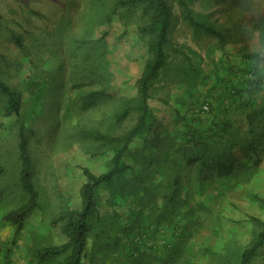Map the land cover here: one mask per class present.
I'll return each mask as SVG.
<instances>
[{
	"label": "rangeland",
	"instance_id": "rangeland-1",
	"mask_svg": "<svg viewBox=\"0 0 264 264\" xmlns=\"http://www.w3.org/2000/svg\"><path fill=\"white\" fill-rule=\"evenodd\" d=\"M169 1L175 17L166 50L167 60L173 63H167L168 71L160 70L150 93L155 115L171 130L183 125L171 113L173 108L186 109L207 96L208 84L194 82L190 75H208L207 49L216 38L196 35L179 16L177 0ZM245 1L191 0V6L210 13L220 23H234L239 15L250 26L252 20H258L257 13L264 17V0H248L250 8ZM149 17L143 5L130 7L120 0H0V79L18 96L17 112H8V97L0 92V264L12 228L6 215L26 200L18 183L20 126L26 133L39 206L25 219L10 264H36V248L67 240L65 215L81 204V167L101 172L111 166L116 145L94 141L84 133L98 130L121 135L137 122V111L121 124L115 117L127 104L137 102L136 82L150 55L148 37L140 36L138 27L148 23ZM259 30L248 33V43L264 53ZM91 39L95 42L87 48L84 42ZM179 47L188 52L194 69L189 70L188 62L177 53ZM221 51L217 46L210 55L219 56ZM196 53L203 57L199 66ZM183 69L189 73L186 77ZM256 103L264 109V91L256 96ZM139 138L141 142L143 138ZM259 157L249 177L224 175L209 185L195 214L197 226L177 240L187 264H235L240 251L253 241L259 227L246 222L244 215L250 213L264 221V203L253 198L264 199V150ZM104 187L103 183L99 188ZM115 195L111 188L100 192L101 211H112L110 200ZM113 222L116 226L109 230V241L119 229L124 241V227V232L129 231L136 221L116 206ZM104 246L98 242L91 251L97 262L114 259L111 249ZM144 254L139 264H152L144 259L146 251ZM261 256L252 264H261ZM124 257L119 260L123 262ZM120 261L105 264H122Z\"/></svg>",
	"mask_w": 264,
	"mask_h": 264
},
{
	"label": "trees",
	"instance_id": "trees-1",
	"mask_svg": "<svg viewBox=\"0 0 264 264\" xmlns=\"http://www.w3.org/2000/svg\"><path fill=\"white\" fill-rule=\"evenodd\" d=\"M120 2L130 7L143 5L150 15L148 23L138 27L140 36L148 37L150 55L136 82L137 102L127 104L115 117L116 123L121 124L131 112L137 111V122L121 135L98 130L84 133L94 141L116 145L110 159L111 166L101 172L81 167L84 177L80 189L81 204L79 209L65 215L67 240L36 248V264H105L107 260L120 261L119 258L124 256L120 263L139 264L145 251L147 257L144 259L151 260L152 264H187L178 250L181 242L178 244L177 240L197 226L195 214L200 210L209 185L224 175L249 177L257 168L260 152L264 150V109L256 103V96L264 91V53L262 49L251 48L248 43L251 39L248 33L256 34L257 29L264 39L263 14L257 13L258 20H252L250 26V22L246 23L239 15L234 23H220L210 13L194 10L191 0H177L179 16L196 35L202 33L216 38V43L208 47L207 56H212L210 53L217 46L222 51L221 55L209 58L208 75L201 72H194V78L190 75L194 82L203 80L208 84L207 96L203 102H191L186 109L173 108L170 112L183 125H174L169 130L151 107L150 90L160 70L166 68L168 71L167 63H173L167 60L166 50L175 17L172 4L169 0ZM245 2L252 7L251 1ZM92 42L95 40L84 43L88 48ZM177 53L188 62L189 70L194 69L187 51L179 47ZM196 56L199 57L196 62L199 66L203 57L198 53ZM183 71L182 75L186 77L189 73ZM0 92L8 97L7 111L17 112L18 96L2 79ZM161 131L164 134L161 135ZM168 132L171 135L166 134ZM18 136V183L26 200L6 215L12 228L3 248L2 264H10L24 221L39 206L23 125ZM139 137L143 138L141 142ZM151 137H155L154 140ZM2 174L0 165V178ZM103 183L105 187L100 189ZM187 185L189 190H185ZM107 188L116 194L110 200L112 211L108 214L101 211L100 204V192ZM253 198L264 203L258 195ZM116 206L136 221L129 231L124 232V227V241L120 229L109 241V230L116 226L113 222ZM244 220L258 225L259 230L253 241L240 251L235 264H252L263 255L264 221L250 213H245ZM98 242L111 249L114 259L97 262L95 252L91 251ZM174 246L177 247L172 250ZM260 261L264 264V255Z\"/></svg>",
	"mask_w": 264,
	"mask_h": 264
},
{
	"label": "crops",
	"instance_id": "crops-1",
	"mask_svg": "<svg viewBox=\"0 0 264 264\" xmlns=\"http://www.w3.org/2000/svg\"><path fill=\"white\" fill-rule=\"evenodd\" d=\"M208 58V59H207ZM209 58H212V56H210V57H206V60H211V59H209Z\"/></svg>",
	"mask_w": 264,
	"mask_h": 264
}]
</instances>
